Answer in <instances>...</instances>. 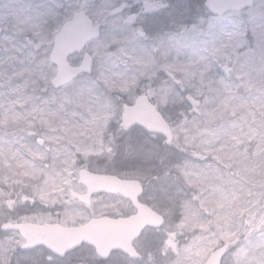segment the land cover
Wrapping results in <instances>:
<instances>
[{"label":"clouds","instance_id":"obj_1","mask_svg":"<svg viewBox=\"0 0 264 264\" xmlns=\"http://www.w3.org/2000/svg\"><path fill=\"white\" fill-rule=\"evenodd\" d=\"M0 17V264H264V0H0ZM138 204L152 218L104 246L22 227Z\"/></svg>","mask_w":264,"mask_h":264},{"label":"water","instance_id":"obj_2","mask_svg":"<svg viewBox=\"0 0 264 264\" xmlns=\"http://www.w3.org/2000/svg\"><path fill=\"white\" fill-rule=\"evenodd\" d=\"M85 38L84 25L69 26L63 37L64 49L68 57ZM130 115L133 119L145 122L153 119L152 112L146 106L140 104L130 106ZM106 179L119 183V180L115 177ZM128 187L130 190L133 188L131 183ZM137 207L139 215L136 217L115 220L103 217L93 220L87 225L80 226L78 229H68L60 225L34 224H26L22 227L31 238L43 239L45 243L52 247L71 244L76 241L78 234H86L98 246H104L130 237L138 230L141 223L152 218L153 213L150 209L139 204Z\"/></svg>","mask_w":264,"mask_h":264},{"label":"rangeland","instance_id":"obj_3","mask_svg":"<svg viewBox=\"0 0 264 264\" xmlns=\"http://www.w3.org/2000/svg\"><path fill=\"white\" fill-rule=\"evenodd\" d=\"M2 23H4V18L0 17V24H2ZM6 59H7V57H5L4 52L2 50H0V67H3ZM8 71L10 73L11 69H9ZM0 74H2V73H0ZM3 255H4L3 250L0 249V259H3Z\"/></svg>","mask_w":264,"mask_h":264},{"label":"flooded vegetation","instance_id":"obj_4","mask_svg":"<svg viewBox=\"0 0 264 264\" xmlns=\"http://www.w3.org/2000/svg\"><path fill=\"white\" fill-rule=\"evenodd\" d=\"M140 205V204H139ZM141 206H144V205H141ZM134 217V216H133ZM108 218H111V219H118V218H112V217H108ZM122 218H125V217H122ZM128 218V217H126Z\"/></svg>","mask_w":264,"mask_h":264}]
</instances>
